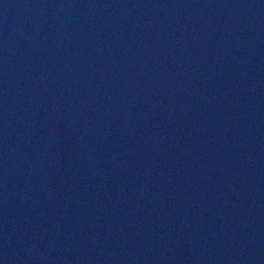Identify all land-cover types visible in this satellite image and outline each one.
Instances as JSON below:
<instances>
[{
    "label": "water",
    "instance_id": "95a60500",
    "mask_svg": "<svg viewBox=\"0 0 264 264\" xmlns=\"http://www.w3.org/2000/svg\"><path fill=\"white\" fill-rule=\"evenodd\" d=\"M0 264H264V0H0Z\"/></svg>",
    "mask_w": 264,
    "mask_h": 264
}]
</instances>
